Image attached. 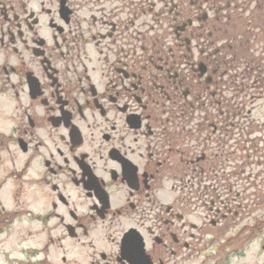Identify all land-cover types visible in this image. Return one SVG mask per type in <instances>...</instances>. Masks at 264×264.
Wrapping results in <instances>:
<instances>
[{"label": "flooded vegetation", "instance_id": "1", "mask_svg": "<svg viewBox=\"0 0 264 264\" xmlns=\"http://www.w3.org/2000/svg\"><path fill=\"white\" fill-rule=\"evenodd\" d=\"M260 53L264 0H0V264L241 259L228 95Z\"/></svg>", "mask_w": 264, "mask_h": 264}, {"label": "rangeland", "instance_id": "2", "mask_svg": "<svg viewBox=\"0 0 264 264\" xmlns=\"http://www.w3.org/2000/svg\"><path fill=\"white\" fill-rule=\"evenodd\" d=\"M245 90L247 95L241 97V103L245 104V112L253 111L252 114L247 119L238 117L234 120L236 124H233V120L228 122L226 145L230 157H239L245 161L243 166L237 167L236 163L228 166L227 173L233 176L228 182L229 198L231 201L238 198L237 193L242 187L246 203L254 209L255 215L260 216L262 224L264 221V83H260L256 88H245ZM228 96L231 98V92ZM231 132H234L233 136L230 135ZM207 133L209 132L201 133V136L204 137ZM219 133L216 136L221 139L222 135ZM224 138H226L225 135ZM215 151L220 152L219 148H215ZM249 160L251 165H247ZM196 263L197 261H194L190 264ZM231 264H264V232H260L257 240L245 247V253L241 259H234Z\"/></svg>", "mask_w": 264, "mask_h": 264}]
</instances>
